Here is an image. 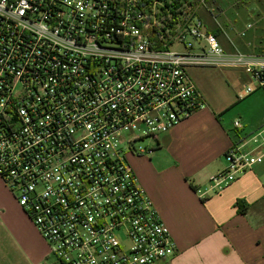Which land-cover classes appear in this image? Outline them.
I'll return each instance as SVG.
<instances>
[{
  "label": "built area",
  "instance_id": "obj_1",
  "mask_svg": "<svg viewBox=\"0 0 264 264\" xmlns=\"http://www.w3.org/2000/svg\"><path fill=\"white\" fill-rule=\"evenodd\" d=\"M211 0H0V178L48 243L46 264H161L177 245L128 162L205 107L191 68L264 92V55L211 31ZM235 127H242L239 121ZM197 189L264 163V129Z\"/></svg>",
  "mask_w": 264,
  "mask_h": 264
},
{
  "label": "crops",
  "instance_id": "obj_2",
  "mask_svg": "<svg viewBox=\"0 0 264 264\" xmlns=\"http://www.w3.org/2000/svg\"><path fill=\"white\" fill-rule=\"evenodd\" d=\"M260 52L264 50L254 54L264 55ZM237 71L238 79L249 85L248 76ZM241 94L238 100L247 97L240 98ZM226 116L224 108H210L205 102L191 118L161 136L157 143L165 156L159 161L170 165L166 170L151 166V157L133 160L177 245L175 255L161 264H264V163L217 195L203 200L197 193L226 169L225 155L233 146L264 129V118L251 126L254 122L245 119L237 129ZM1 192L6 200L0 203V264L42 263L47 249L39 232L18 208L14 194L3 185Z\"/></svg>",
  "mask_w": 264,
  "mask_h": 264
},
{
  "label": "rangeland",
  "instance_id": "obj_3",
  "mask_svg": "<svg viewBox=\"0 0 264 264\" xmlns=\"http://www.w3.org/2000/svg\"><path fill=\"white\" fill-rule=\"evenodd\" d=\"M201 14V18L208 27L222 26L228 38L241 51L257 53L264 50V0H211L208 11L204 10ZM245 42H250L252 46L246 48L243 45ZM260 53L263 54L264 52ZM189 73L202 93L207 106L214 109L224 108L229 124L233 125L239 121L242 125H245V119H248L254 122L253 124L249 123V126H251L257 122L258 118L259 120L264 118V93L262 91L257 90L252 95L238 100L237 95L244 93L247 85L245 86V82L238 79L237 70L195 67L191 68ZM250 129L248 128V130ZM139 146L152 148L154 153L142 156L128 153L127 159L132 168L134 158L142 159V157H151V161L149 160L151 166H155L158 170L161 168L166 170L170 167V165L160 163L159 159L161 162L164 160L165 152L158 146L157 141L147 138L139 142ZM133 170L136 171L134 168ZM136 176L139 179L137 174ZM262 181L264 192V174L262 175ZM2 185L7 191L11 192L0 178V203L6 200L1 192ZM11 195L13 196L12 192ZM13 198L15 199L14 196ZM15 202L20 209L21 207L16 199ZM39 237L47 249V257L40 264H46L51 261V259H47L50 254L49 245L41 235Z\"/></svg>",
  "mask_w": 264,
  "mask_h": 264
},
{
  "label": "trees",
  "instance_id": "obj_4",
  "mask_svg": "<svg viewBox=\"0 0 264 264\" xmlns=\"http://www.w3.org/2000/svg\"><path fill=\"white\" fill-rule=\"evenodd\" d=\"M211 31L221 40V42L225 45H227L226 38L224 37L223 30H221L218 26H211L210 27ZM227 49L229 51H233L234 48L232 46L227 45Z\"/></svg>",
  "mask_w": 264,
  "mask_h": 264
}]
</instances>
